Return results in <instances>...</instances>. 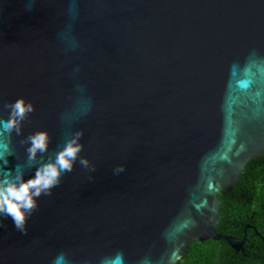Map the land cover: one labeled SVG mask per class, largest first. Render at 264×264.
I'll list each match as a JSON object with an SVG mask.
<instances>
[{
	"label": "water",
	"instance_id": "1",
	"mask_svg": "<svg viewBox=\"0 0 264 264\" xmlns=\"http://www.w3.org/2000/svg\"><path fill=\"white\" fill-rule=\"evenodd\" d=\"M0 175L82 131L79 162L41 196L27 235L0 217V264H177L217 231L220 200L264 152V0H0ZM45 154V159H47ZM7 160L5 165L4 161ZM124 165L125 171L113 175ZM261 238L264 244V238Z\"/></svg>",
	"mask_w": 264,
	"mask_h": 264
},
{
	"label": "clouds",
	"instance_id": "2",
	"mask_svg": "<svg viewBox=\"0 0 264 264\" xmlns=\"http://www.w3.org/2000/svg\"><path fill=\"white\" fill-rule=\"evenodd\" d=\"M3 107L8 109L9 115L6 120L0 119V127L4 132L14 131L21 135L23 122L35 110L33 103L19 97L4 103ZM82 136L80 130L67 134L63 145L53 153L48 152L51 137L47 130H37L21 140L27 145V161L35 172L25 178V170L17 165L14 171L8 170L0 175V217L10 218L14 228L22 235L28 234L27 221L37 210L39 198L51 196L52 190L60 185L62 176L72 172L77 161L83 168L95 171L89 160L80 155L83 151ZM45 154H48L47 159ZM4 163L7 164L6 159ZM124 171L125 166L118 165L113 169V175ZM57 260L59 264H69L64 253H60Z\"/></svg>",
	"mask_w": 264,
	"mask_h": 264
},
{
	"label": "trees",
	"instance_id": "3",
	"mask_svg": "<svg viewBox=\"0 0 264 264\" xmlns=\"http://www.w3.org/2000/svg\"><path fill=\"white\" fill-rule=\"evenodd\" d=\"M220 220L217 231L242 237L243 249L234 250L225 240L193 241L177 264H264V152L245 164L231 192L218 196Z\"/></svg>",
	"mask_w": 264,
	"mask_h": 264
}]
</instances>
